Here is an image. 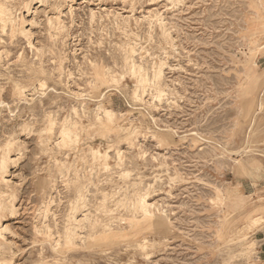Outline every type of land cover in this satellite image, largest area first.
I'll use <instances>...</instances> for the list:
<instances>
[{"label":"rangeland","instance_id":"rangeland-1","mask_svg":"<svg viewBox=\"0 0 264 264\" xmlns=\"http://www.w3.org/2000/svg\"><path fill=\"white\" fill-rule=\"evenodd\" d=\"M0 5V263L264 264V0Z\"/></svg>","mask_w":264,"mask_h":264},{"label":"bare ground","instance_id":"bare-ground-1","mask_svg":"<svg viewBox=\"0 0 264 264\" xmlns=\"http://www.w3.org/2000/svg\"><path fill=\"white\" fill-rule=\"evenodd\" d=\"M2 4H3V3H2ZM11 4H12V3H11ZM30 4H31V3H27V4H26V7H29ZM6 5H7V4H6ZM0 6H1V5H0ZM3 7H4V6H3ZM7 10H8V9H7ZM7 10H6V8H4V9H3L2 7L0 8V20L2 21L3 25L5 26L6 24H9L10 27H11V29H12V31L17 30L16 28H17L18 26L21 27V28L24 27L23 25H24L25 23H24V24H21L20 22L16 21V19L12 17V14H11L10 12H8ZM14 11H15V10H14ZM59 11H60V10H59ZM95 16H96V15H95ZM18 17H19V16H18ZM20 17H21V16H20ZM121 18H122V17H121ZM14 19H15V20H14ZM118 21H119V20H118ZM17 22H18L19 24H18ZM21 22H22V21H21ZM23 22H25V21H23ZM23 22H22V23H23ZM2 23H1V24H2ZM58 23H59V22H58ZM3 25H2V26H3ZM0 26H1V25H0ZM6 26H7V25H6ZM15 27H16V28H15ZM24 28H25V27H24ZM1 29H3V27H2ZM4 29H5V28H4ZM19 30H20V32H23L22 35L26 33V32H25L26 30H25V29L23 30V28H22V30H21V29H19ZM19 30H18V31H19ZM162 30H163V29H162ZM18 31H17V32H18ZM167 31H168V30H167ZM14 33H15V32H14ZM14 33H13V34H14ZM29 33H30V32H28V34H29ZM11 41H12V40H11ZM31 51H32V50H31ZM124 53H125V52H124ZM129 53H130V52H129ZM7 56H8V55H7ZM141 59H142V58H141ZM129 65H130V64H129ZM133 66H136L135 63H134ZM133 66H132V67H133ZM138 67H139V66H137V68H138ZM128 68H129V66H128ZM107 69H108V68H107ZM139 70H140L139 72H142V71H141V70H142L141 68H139ZM143 72H144V71H143ZM143 72H142V74H143ZM148 72H149V71H148ZM131 73H132V71H131ZM162 73H163V72H162V69L160 68V70H159V71L156 73V75L154 76V77L156 78L155 80L159 79V78L162 76V75H161ZM145 75H146V74H145ZM97 77H98V80L101 79V75H98ZM103 78H104V77H103ZM111 78H112V77H111ZM143 78H144V77H143ZM145 78H146V77H145ZM82 79H83V78H82ZM141 79H142V78H141ZM147 81H148V80H147ZM157 81H158V80H157ZM144 82H145V80L143 79V81H141V85L145 87L146 85H144V84H145ZM146 83H147V82H146ZM44 86H45V85H44ZM139 86H140V85H139ZM140 87H141V86H140ZM140 87H139V88H140ZM158 88H159V87H158ZM22 90H23V91L20 92L19 94H23V93H24V89H22ZM143 90H144V89H143ZM162 92H163V91H162ZM17 93H18V92H17ZM167 93H168V92H167ZM135 95H136V93H135ZM140 95H141V94H140ZM156 96H157V95H156ZM140 99H141V98H140ZM1 103H2V102H1ZM1 103H0V104H1ZM157 108H158V107H157ZM102 111H103V110H102ZM95 113H96V111H95ZM51 114H52V113H51ZM98 114H99V113H98ZM104 114H105V116H106L108 122H111V121L113 120L114 113H113L112 111H109V110H106V109H105V110H104ZM105 116H104V117H105ZM96 117H97V116H96ZM97 119H98V118H97ZM98 121H99V119H98ZM67 123H69V121H67ZM62 124H63V126H64V123H62ZM65 125H66V124H65ZM69 125H70V127H68V128L70 129L72 124H69ZM67 126H68V125H67ZM67 126H66V127H67ZM64 127H65V126H64ZM62 128H63V127H62ZM63 129H65V128H63ZM65 130H68V129H65ZM65 130H64V132L62 133V139H63L64 142H66L67 137L69 138V133H67ZM68 131L70 132V130H68ZM71 133H72V132H71ZM73 134H74V133H73ZM74 135H75V134H74ZM72 136H73V135H72ZM72 136H71V137H72ZM71 137H70V139H71ZM62 139H61V140H62ZM73 139H76V138H73ZM77 139H78V138H77ZM71 140H72V139H71ZM9 145H10V144H9ZM16 146H17V145H16ZM118 152H119V151H118ZM94 154L97 156V155L100 154V152H95ZM121 155H122V153H121ZM99 156H100V155H99ZM155 159H156V158H155ZM156 160H157V159H156ZM5 162H6V161H5ZM2 163H3V162H2ZM3 164H4V163H3ZM3 164H2V165H3ZM3 167H4V166H3ZM3 167H2V168H3ZM147 198H148V197H147ZM147 198L144 197V198L141 199V201L138 200V202L140 201V203H138L139 206H138V208H137L138 210H141V211L143 212V215H145L146 217L151 216V215H150V214H151V211H150V210H151V208H153V206L149 203V201H148ZM1 199H2V198H1ZM4 199H5V198H4ZM11 204H12V203H11ZM135 204H136V203H135ZM11 206H12V205H11ZM11 206H10V207H11ZM135 206H136V205H135ZM6 208H7V207H6ZM11 208H12V207H11ZM11 208H9V209H11ZM14 208H15V207H14ZM134 208H135V207H134ZM7 209H8V208H7ZM9 209H8V210H9ZM15 210H16V209H15ZM134 210H135V209H134ZM134 210H133V211H134ZM157 210H158V209H157ZM3 211H4V210H3ZM133 211H132V212H133ZM138 212H139V211H138ZM12 213H13V211H12ZM15 213H16V212H15ZM15 213H14V214H15ZM163 213H164V212H163ZM14 214H13V215H14ZM77 221H78V220H77ZM255 223H256V222H255ZM258 224H259V223H258ZM93 225H94V224H93ZM4 229H5V228H4ZM3 231H4V230H3ZM73 232H74V231H73ZM76 233H77V232H76ZM0 235H1V234H0ZM68 236H69V235H68ZM73 238H74V237H73ZM72 240H73L72 238H68V241H69V242L72 241ZM69 242H68V243H69ZM0 264H6V263H5V262H2V263H0Z\"/></svg>","mask_w":264,"mask_h":264}]
</instances>
